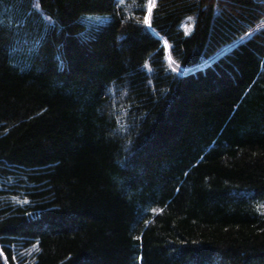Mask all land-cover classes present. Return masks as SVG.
Returning <instances> with one entry per match:
<instances>
[{"label":"trees","instance_id":"obj_1","mask_svg":"<svg viewBox=\"0 0 264 264\" xmlns=\"http://www.w3.org/2000/svg\"><path fill=\"white\" fill-rule=\"evenodd\" d=\"M0 264H264V0H0Z\"/></svg>","mask_w":264,"mask_h":264},{"label":"rangeland","instance_id":"obj_2","mask_svg":"<svg viewBox=\"0 0 264 264\" xmlns=\"http://www.w3.org/2000/svg\"><path fill=\"white\" fill-rule=\"evenodd\" d=\"M166 59L168 60L169 66L172 70H176V68L173 66V64L171 63V60L168 57V54L166 55Z\"/></svg>","mask_w":264,"mask_h":264},{"label":"snow or ice","instance_id":"obj_3","mask_svg":"<svg viewBox=\"0 0 264 264\" xmlns=\"http://www.w3.org/2000/svg\"><path fill=\"white\" fill-rule=\"evenodd\" d=\"M145 22H147V20Z\"/></svg>","mask_w":264,"mask_h":264}]
</instances>
